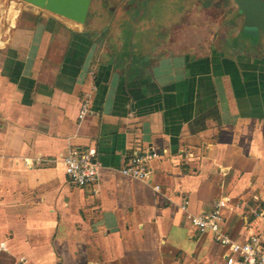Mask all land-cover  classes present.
<instances>
[{"label": "crops", "instance_id": "0c3cea01", "mask_svg": "<svg viewBox=\"0 0 264 264\" xmlns=\"http://www.w3.org/2000/svg\"><path fill=\"white\" fill-rule=\"evenodd\" d=\"M65 20L0 28V264H224L185 200L199 215L229 198L224 232L264 234V63L183 45L203 35L181 24L102 48ZM90 149L97 182L74 188L64 158ZM149 150L150 182L120 173Z\"/></svg>", "mask_w": 264, "mask_h": 264}, {"label": "rangeland", "instance_id": "374dc122", "mask_svg": "<svg viewBox=\"0 0 264 264\" xmlns=\"http://www.w3.org/2000/svg\"><path fill=\"white\" fill-rule=\"evenodd\" d=\"M120 0H94L89 18L87 20L86 25H77L70 21V23L74 26V29L80 30L82 29L83 33L88 34L90 38L95 40V43L99 45L100 47L109 46L111 41V36L108 34H104V31H99L101 28L106 27V24H110L111 21L114 19V13L111 12L113 7L116 3H118ZM190 1V0H187ZM192 1V0H191ZM197 1V0H196ZM132 2L134 3V6L136 8H141L142 14L139 16H136L140 19V26L143 27L145 25H148L150 30L155 31L160 29L161 26H164L165 18L172 17V20L174 17L178 14L182 15L181 22L178 23L181 24L183 29L182 32H184L185 29H188V33L190 31V28H193L194 23L192 20V17L194 16L195 8L194 3L188 4H181L182 8L180 9V4L178 3V0H147V2H141L139 0H131L129 1V5H132ZM200 0H198V4H200ZM209 2V1H208ZM203 3L202 4V12L201 15V21L206 24V26H211V21L215 22V24L219 23L222 27L226 28L227 36L224 37L227 39L229 45L231 46L232 40L234 37L237 38L236 35L239 34V32L242 30V17L237 18L236 14L238 12V8L233 3L232 0H229V2H226V0H223L218 3ZM209 7V9H208ZM38 15H37V13ZM140 12V11H139ZM42 15H52L47 11L41 10L39 8H36L26 2L20 1V0H0V28L6 29L10 26V19L21 17L22 21L27 20V18L34 19L35 17L41 18ZM142 15V16H141ZM176 16V17H177ZM138 18L136 21H138ZM103 20L104 22H102ZM167 20V19H166ZM68 21V20H65ZM170 22V21H167ZM179 22V21H178ZM3 23V24H2ZM178 24L174 25L175 28L178 27ZM205 26V27H206ZM109 27V26H108ZM195 28V27H194ZM104 29V28H103ZM168 29H166L167 31ZM141 29H132L130 31L131 36L128 40L132 41V38L135 34L137 36L139 35ZM194 31V30H193ZM200 33H202L203 36L198 35L196 36H186L183 38V45L187 44H197L199 42H209L211 39L209 36L207 37L205 34H207V27L202 30L201 28H198ZM194 31V32H196ZM216 31V30H215ZM97 33L95 36L94 33ZM103 33V34H101ZM151 33V31L147 32ZM205 35V36H204ZM137 36H135V40L137 39ZM215 37V38H214ZM212 37V43L215 44L217 47L222 46L220 41L218 40V35ZM262 38L261 32L257 31L254 28L244 27L243 33L240 35L239 40L237 39L236 42L247 43L253 45L258 44L259 39ZM235 43V42H234ZM227 45L223 47V49L227 50ZM100 49V48H99ZM241 51V50H240ZM246 51V56L249 54L250 48ZM245 53V52H244ZM227 57L234 58L235 55L227 53L225 54ZM250 57L254 58V56L264 57V37L262 39V42L259 46L255 47L254 50H251V53L249 54Z\"/></svg>", "mask_w": 264, "mask_h": 264}, {"label": "built area", "instance_id": "2783aa9c", "mask_svg": "<svg viewBox=\"0 0 264 264\" xmlns=\"http://www.w3.org/2000/svg\"><path fill=\"white\" fill-rule=\"evenodd\" d=\"M90 112L89 100L85 99L79 118L83 119ZM96 157L97 151L90 149L83 153L74 151L64 158L65 173L72 187L84 188L97 182L100 165ZM160 158L161 155L156 150L144 151L121 167L120 173L131 179L150 182L153 175L151 163ZM159 189L160 187H156V190ZM229 203V198H222L213 203L211 211L193 215L189 213V200H185L181 209L200 233H212L215 241L227 249L224 264H264V234L252 235L244 242H236L224 232V212Z\"/></svg>", "mask_w": 264, "mask_h": 264}, {"label": "flooded vegetation", "instance_id": "af4514ba", "mask_svg": "<svg viewBox=\"0 0 264 264\" xmlns=\"http://www.w3.org/2000/svg\"><path fill=\"white\" fill-rule=\"evenodd\" d=\"M129 1H131V0H120L118 3H116L115 6L113 7L112 11H111V12L114 13V16H115L114 19L111 21L110 24H106V22H105L106 27H103L104 29L101 28L99 31H101V32L104 31V34L110 35L111 32H113L114 30L121 29L122 28L127 33L130 34V31L132 29H139L140 28L141 29L140 32H142V30L144 31V29H145L146 31H151V32L159 31L160 33H163V32L169 33L170 31H172V29L174 27V24L176 25V24L179 23V22H173L174 24H171L170 22H167L166 21V24L164 26H161L160 29L155 30V31L150 30V28L148 27V25H145V26L141 27L140 26L141 24L139 22L140 19L138 17H136V16H139L140 14H142V12H141L142 10H141V8H136V6H134V3L133 2H132V5H129ZM140 1L143 2V3L144 2H147V0H140ZM200 1H201L200 4H198V0L197 1L196 0H192V1L191 0L190 1H187V0H178V3L180 4V9L182 8V5L181 4H183V3L184 4H188L187 2L194 3V8H195V11L196 12L194 13V16L192 17V20H193V23H194V26L193 27H195L197 30H198V28H201L202 30H204L207 27V31L206 32H208V33L205 34V35L207 37L209 36L211 38L209 40L212 41L215 38L214 36H216V34H217L218 35L217 38L220 41V43H221L222 46L217 47L215 44L213 45V43L211 41L205 42L203 40V42H199L197 44H194V45L197 46V48L199 50L203 51L204 53H207V51H210V52L212 51L211 54H213V56H214L215 59L217 57L218 60L219 59L221 60L223 58V60L228 61L230 59H227L226 58V55H225L226 52L227 53H230V54H233V55L236 54L237 52H241V53H244L245 52L244 54H246V51L245 50L246 49L248 50L250 48V51H249V54H250L252 49L254 50L255 47H257V46L260 45V43L262 42V39L264 37V32L258 30L256 27L248 26V25L245 24V16L239 10V8L237 7V5L234 3L233 0H232L233 3L238 8V12L236 14V17L237 18L242 17V30L239 32L238 35H236L237 38L234 37V39L232 40L231 46L227 42L228 40L224 38V37L227 36V32H226V28L225 27H222L221 25H219V23L215 24V22H213V21H211V22L214 23V24H212L211 26H206V24H204L201 21V19H200L201 18V15H202V12H200V11L202 10V7L201 6H202L203 3H207L208 1L209 2L211 1V3L212 2L213 3H218V2H221L223 0H200ZM226 2H229V0H226ZM138 3H139V0H138ZM208 9H209V7H208ZM37 15H38V13H37ZM178 16H179V14H178ZM168 17H169V15H168ZM116 18H118L119 20H116ZM137 18H138V21H136ZM17 19H18V22H25V21H22L21 20V17H19V18L17 17ZM101 21L104 22L103 20H101ZM82 26H84V25H82ZM244 27L254 28L257 31L261 32L262 38L259 39L258 44L252 46L251 44H248L249 42L242 43V44L240 43V41L239 42H236V40L237 39L239 40L240 35L243 33ZM166 29H168V30L166 31ZM96 34L97 33L95 32L93 35L95 36ZM101 34H103V33H101ZM212 37H214V38L212 39ZM166 38H168V36ZM91 40L94 42V40L92 38H91ZM225 45H227V47H229V48H227L226 51L223 49V47ZM249 54H247V57L250 56ZM254 58L257 61L264 63V57H259V56H256L255 55Z\"/></svg>", "mask_w": 264, "mask_h": 264}, {"label": "water", "instance_id": "95a60500", "mask_svg": "<svg viewBox=\"0 0 264 264\" xmlns=\"http://www.w3.org/2000/svg\"><path fill=\"white\" fill-rule=\"evenodd\" d=\"M52 15L85 25L94 0H20ZM245 16V24L264 32V0H233Z\"/></svg>", "mask_w": 264, "mask_h": 264}]
</instances>
